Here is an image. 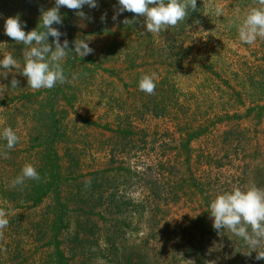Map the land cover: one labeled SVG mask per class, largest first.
Masks as SVG:
<instances>
[{
  "label": "trees",
  "instance_id": "1",
  "mask_svg": "<svg viewBox=\"0 0 264 264\" xmlns=\"http://www.w3.org/2000/svg\"><path fill=\"white\" fill-rule=\"evenodd\" d=\"M107 1L112 6L107 7L113 9L111 10L113 14L118 0ZM19 3L23 2L0 0V18L5 19L11 15L14 11L13 7H10L12 5H16L17 10L20 9ZM40 3L46 10L54 6L55 0H43ZM250 6H254L253 0H197V10L190 11L188 19L176 27L167 28L157 34L146 33L143 17H135L132 13L124 12L115 22L108 18L106 22L97 23L94 39L89 42V46L94 51L88 55V58L74 54L72 42L79 38L75 13L66 7L60 9L65 23L63 33L66 35L63 37L69 41V47L73 51L68 54L66 62L62 63L64 70L68 65H72V72L79 68L84 77L96 79L104 76L107 79L122 82L123 78H133L135 82H139L143 74L155 73V94L146 95L142 92V105L137 107L138 111L145 110L147 115L165 119L171 124L170 128L175 130V132L157 131L150 134L151 140L153 138L152 141H155L159 147V153H155V149L154 151L151 147L148 149L152 146V143H148L150 139H146L148 132L141 127H135L136 123H133V119L136 117L132 115V110L126 108L120 99L115 100L118 107L115 117L118 132L124 136V139L129 138L131 142H142L144 150H147L145 155L148 158L143 162V171L138 172L140 176L132 173L133 167L123 163L128 167L125 169V173L129 174L127 179L136 176L143 179L150 176L153 178L147 183L144 182L145 186L141 190L147 192L144 195L141 194L142 198L139 201L135 204L132 201L124 203L128 205L127 207H132V212L140 217L150 216L155 226L152 233L145 240H141L136 248L126 250L131 253V258L126 260V264H133V257L135 261L140 262L139 264H171L173 258L181 254L179 250L184 252V249L188 247L195 257H202L203 251L200 252L202 247L198 244L199 234L203 237V230L207 228L210 229L209 235H218L212 230L213 220L210 219L209 213L211 201L218 194L231 190L235 186L243 187L249 184L246 170H243L241 176L232 175L228 179L224 178L223 181L217 179L215 167L221 169L223 166L220 153L218 157L213 150L206 149L204 145L201 149H195L194 143H202L201 139L208 132L230 119L238 125L237 131H243V122H251L258 131V139L264 138V55L259 59V65L255 66L242 65L241 61L234 66L225 59L227 70L224 66H220L224 64L223 61L218 60L220 68L218 73L216 63L212 61L211 56L209 55L207 62L206 54L197 50L196 46L198 28H203L209 33L208 42L216 41L220 52H222V44L239 41L237 25ZM217 7L222 13L219 17L216 16ZM125 18L135 19L137 22L125 25L122 22ZM108 25L111 27L110 31L107 29ZM256 43H260L261 48L264 47V39H257L254 44ZM10 71L14 69L0 68V91L6 93L0 96V110H6L5 114L8 115L11 113L8 110L18 111L32 105L38 108L36 111H31L32 114L38 117H47L50 114L49 120L47 119L46 124L42 123L41 126L47 128L44 133L48 132L49 136L53 131L54 133L50 137L45 134L39 137L38 135L19 137V142L11 150H7V142L0 135V153L8 152L7 159L0 155V200L17 210L24 208L21 204L25 202L30 207L36 208L43 204L45 199L52 197L53 201L56 200L54 202L55 217L50 226V230L53 231L58 226L57 214L67 211L64 175L56 147L58 140L54 139L56 134L64 135V120L58 117L61 112L57 105L52 103L50 109L48 108L46 99L42 97L44 89L33 92L24 83L25 77L20 74L22 71H19L18 75ZM13 78L20 82L17 89L11 88ZM186 81L188 82L184 84ZM188 83L193 85L194 91L201 92L203 95L195 101L194 105L185 102L190 99L188 96L190 94L183 92V88ZM209 91L222 97L220 105L216 96L213 98ZM224 107L232 111L244 110V113L237 112L230 116L226 111L220 112ZM204 110L208 112L204 113ZM25 118L32 120L31 115L25 114ZM18 122V119L14 117L8 118V121L0 127V133L8 126L16 131ZM93 124L100 126L97 123ZM103 128L108 132H116L110 125H105ZM31 129L36 130L34 126ZM230 141L234 139L231 138ZM32 143L34 146L38 144L42 149L47 150L37 153L36 170L41 180H26L23 186L13 187L12 181L21 173L24 166V163L16 164V159L20 156L18 159L20 162L26 158L29 144ZM261 169L264 170V167L260 165L253 169L257 170L255 173L259 178L264 175ZM141 182L142 180L139 179L138 183ZM102 184L98 183L97 186L100 187ZM126 184L130 189V183ZM150 184H156V189H152ZM110 185L114 187L108 183L109 191H111ZM260 185L262 187L263 184ZM112 191L113 194L107 197L111 207L112 200L118 197L117 189L114 188ZM19 195L22 196L23 203H19ZM101 200H104V196H101ZM203 209H206L207 213L202 214L203 218L199 216L196 222L201 232L197 229L190 241L179 237L178 230L171 219H168L170 213L182 211L187 212V216L194 213L195 220L196 213ZM163 218H165L164 224ZM51 242L54 248L53 257L56 259L53 264H64L62 242L57 239V236Z\"/></svg>",
  "mask_w": 264,
  "mask_h": 264
},
{
  "label": "rangeland",
  "instance_id": "2",
  "mask_svg": "<svg viewBox=\"0 0 264 264\" xmlns=\"http://www.w3.org/2000/svg\"><path fill=\"white\" fill-rule=\"evenodd\" d=\"M20 1L23 2L19 3L20 9L17 10L16 5L10 6L14 11L9 17L19 15L21 21L26 22L25 31L36 29L41 16L39 9L43 8L40 2L43 0ZM97 2L99 5L97 9H89L88 6L83 8L86 16L90 19L81 20L73 11L76 16L79 38H87L88 43L94 39L97 23L102 22L101 16L106 14V20L108 18L111 20L115 14L114 12L112 14V8L107 7H112L107 0L105 2L97 0ZM6 19L0 18V60L5 54L11 53L20 67L19 69L13 68L14 71L10 72L18 75L24 65L21 63H24L23 49L25 46L16 44L14 40L4 34ZM64 25L63 21L62 26H54L63 33ZM81 25L83 26L81 27ZM107 29L111 30L110 25L107 26ZM208 35L209 33L203 28L197 29V50L206 54L207 62L209 55L211 56L212 61L216 63L218 73L220 69L218 60L219 62L223 61L224 64L220 66H224L227 70L225 59L234 66L239 61L242 65L255 66L259 65V59L264 55V47L261 48L260 43L244 45L240 40L222 44V52H220L216 41L208 42ZM63 40L62 36V43ZM52 42L53 38L49 37V43ZM82 58H88V56ZM66 59L67 57L61 63H65ZM71 67L72 65H68L65 69L68 82L57 83L52 89H44L42 95L46 99L45 102L49 109L52 103L59 107L61 114H58V117L63 119L65 124L64 135L57 136L56 134L54 139L58 140L56 147L64 175L63 185L66 193L67 211L63 214L59 212L60 215L57 214L59 217L58 226L56 230L52 231L50 226L55 217L54 208L56 207L54 203L56 200L53 201L52 197H48L43 204L35 208L30 207L26 202L23 203V198L19 195V203H23L21 205L24 208L17 210L7 202L0 200V208L9 211L7 217L9 224L3 230V235L0 236V264H53L56 259L53 257L54 248L51 241L56 236L62 242L65 255V260H62L64 264H126L131 258V253L126 250L136 248L141 240H145L155 228L150 216L142 218L132 212V207L124 205L126 201H132L134 204L139 201L142 198L141 194L144 195L147 192L141 190L145 186L144 182L147 183L152 177L143 179L136 176L127 179L129 176L128 173H125L127 166L133 167L132 173L140 176L138 172L143 171V162L148 158L145 155L147 150H144L142 142H131L128 140L129 138L124 139V136L118 132L115 119L118 107H116L115 100L120 99L126 108L132 110V115L136 117L133 119V123H136L135 127H141L148 132L146 139H150L148 143H152L148 149L150 147L152 151L155 149V153L158 152L159 147L155 141H152L153 138L151 140L150 134L157 131L160 133L175 132L174 128H170L171 124L165 119L147 115L145 110L138 111L137 107L142 105L141 96L143 93L139 89V82H135V79L123 78L122 82L121 80L107 79L104 76L96 79L88 78L80 73L79 68L72 72ZM73 74H75V79H73ZM20 77L22 76L20 75ZM23 81L27 84L26 78ZM183 89L184 93L190 94L188 95L190 99L185 100L186 103L194 105L196 100L203 97L201 92L194 91L193 85L190 83ZM32 91L39 90L32 89ZM5 94L4 91H0V96ZM209 94L213 98L216 96L220 105L222 97L210 91ZM246 101L248 103V100ZM26 107L27 109H18V111L8 110L11 111V113L8 112V115L5 114L6 110H0V127L8 121V118L14 117L19 121L15 131L19 137H35L36 135L39 137L42 134L48 137V132L44 133L47 128L41 125L42 123L46 124L50 114L47 117H38L31 113L38 108L32 105ZM223 111L229 113L230 116L237 112L244 113V110L232 111L228 107L222 108L220 112L223 113ZM205 112L208 111L204 110ZM25 114L26 116L31 115L32 120L26 119ZM211 116H207V118ZM211 119L213 118L211 117ZM105 125H110L116 132L105 131L103 128ZM33 126L36 130L31 129ZM238 129L234 120H226L222 125L219 124L208 132L201 139L202 143H194V148L201 149L204 145L206 149L213 150L218 157L220 153L223 166L221 169L215 167L217 179L223 181L224 178L228 179L232 175L239 174L241 176L243 170H246L249 179V184L246 185L255 183L261 187L260 184H263L261 188H264V175L259 178L255 173L257 170H253L259 165L264 167V138L258 139V131L251 122L242 123L243 131H237ZM231 138L234 141H230ZM40 151L47 150L42 149L38 144L35 146L34 143L29 144L26 158L19 162L20 156L17 157L16 164L31 163L37 167V153ZM123 163L127 166H124ZM261 171L264 173L263 169ZM96 173H101V175H96ZM255 176L257 177L255 178ZM139 179L142 180L141 183H138ZM98 183L105 184L98 187ZM108 183L114 186L110 185L111 191L108 190ZM126 183H130V189ZM150 187L156 189V184H150ZM114 188L117 189L118 197L112 200L113 202L111 201V207L107 197L111 193L113 194L112 189ZM101 196H104V200H101ZM205 213H207L206 209L199 211L194 220V213L187 216V212L172 211L168 219H171L172 224L178 230L179 237L190 241L197 229L198 232H201L196 222L197 218L199 216L203 218L202 214ZM164 222L165 218L162 220L163 224ZM203 231V237L200 234L198 236V244L202 247L200 252L203 251V256L195 257L193 251L188 247L184 249V252L179 250L181 254H177L171 264H191L190 261H194L195 264H206L209 260L216 261V264H264V260L257 261L255 259L256 252H252L250 256L247 255L252 249L231 232L214 230L218 235H209L210 229L206 228ZM134 258H132L133 264H137L138 262Z\"/></svg>",
  "mask_w": 264,
  "mask_h": 264
},
{
  "label": "clouds",
  "instance_id": "3",
  "mask_svg": "<svg viewBox=\"0 0 264 264\" xmlns=\"http://www.w3.org/2000/svg\"><path fill=\"white\" fill-rule=\"evenodd\" d=\"M253 5L243 14L237 25L239 40L247 45H253L257 39H264V0H253ZM85 6L89 9H97L99 5L97 0H55L53 7L46 10L42 7L39 9L40 22L37 28L31 31H25L26 22H22L19 15L5 20L4 34L16 44L25 46L24 65L20 74L27 79V88L52 89L57 83L68 82L61 62L73 51L67 39L61 42V37L66 34L54 25H63L60 12L62 7L74 11L81 20L90 19L83 11ZM196 10L197 0H118L112 19L115 22L124 12L132 13L135 17H143L146 33L157 34L167 28L176 27L188 19L190 11ZM221 14V10L217 7L216 16L219 17ZM106 19V14L101 16L102 22H106ZM122 22L128 25L137 21L125 18ZM49 37L53 38L51 44ZM72 44L74 54L78 57H86L94 51L89 46L87 38H77ZM19 67L11 53L5 54L0 60L2 69H19ZM75 78L73 74V79ZM155 79V73L143 74L139 80V89L149 95L155 94ZM19 83L13 78L11 88L17 89ZM0 135L7 142V150L13 149L20 139L10 126L5 127ZM0 155L5 159L8 158L7 151ZM26 180H41L36 167L31 163L23 166L21 173L12 181V186H23ZM209 213L214 230L231 232L252 249L247 255L256 252L255 259L264 260V188L252 183L224 191L211 201ZM8 215L9 211L0 208V236L9 224ZM190 262L195 264L194 261ZM206 264H216V261L209 260Z\"/></svg>",
  "mask_w": 264,
  "mask_h": 264
}]
</instances>
